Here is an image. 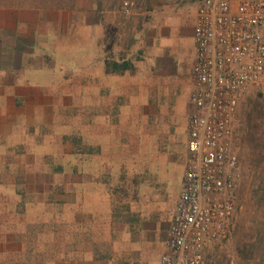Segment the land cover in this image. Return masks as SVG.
Instances as JSON below:
<instances>
[{
	"label": "rangeland",
	"instance_id": "obj_1",
	"mask_svg": "<svg viewBox=\"0 0 264 264\" xmlns=\"http://www.w3.org/2000/svg\"><path fill=\"white\" fill-rule=\"evenodd\" d=\"M100 3L135 13L136 50L130 58L134 65L124 84L130 86L128 96L121 92L119 98L123 105L121 112L107 115L99 107L96 109L95 81L91 79L95 74V56L87 60L89 57L81 46L73 50L71 60L65 61L58 54L53 70L62 74L71 68L82 75L78 86L93 90L89 98L81 95L74 99L78 105L71 108V117L66 116L71 121L66 124L82 127L83 137L93 143L111 134L121 144L115 176L103 178L106 190L97 194L100 236L108 246L117 241L115 248L119 250L122 249L119 242L128 244L143 239L146 233L143 227L159 225L164 237L176 209L188 158V122L193 109L191 70L195 60L192 28L198 5L196 0H102ZM83 5L84 10L92 11L97 3L87 0ZM89 16L94 20V13ZM58 37L63 42V36ZM72 37L73 43L80 41L94 54V33ZM86 69L91 70L92 76L86 74ZM85 77L87 80L83 81ZM112 120L117 121L115 125ZM49 140L58 148L63 144L60 136ZM234 143L244 170L237 211L230 236L207 248L206 264H264V85L250 88L241 97ZM44 147L52 149L47 143ZM51 156L49 162L54 168L56 163ZM97 160L95 154H88L82 161L95 169ZM3 166H0V264H24L31 261L32 250L29 249L25 259L16 257L17 224L27 219L46 223L33 226L37 243L30 246L36 245L38 249L45 240L62 238L64 220H80L84 213L80 210L81 203L85 207L86 198L81 202L80 194L65 193L63 177L53 184L46 181L44 193L26 192V183L36 182L28 163H3ZM93 169L89 175H96L97 170ZM57 184L61 190H54ZM158 249L161 253L164 243L158 244Z\"/></svg>",
	"mask_w": 264,
	"mask_h": 264
},
{
	"label": "crops",
	"instance_id": "obj_2",
	"mask_svg": "<svg viewBox=\"0 0 264 264\" xmlns=\"http://www.w3.org/2000/svg\"><path fill=\"white\" fill-rule=\"evenodd\" d=\"M42 1L45 0H0V166L28 163L36 178L35 184L26 183L29 193H44L47 182L53 184L63 177L65 193L80 194L81 202L85 196V207L81 203L80 210L87 216L82 213L80 220H64L62 238L45 240L38 249L36 245L30 246L37 243L33 226L46 223L27 219L17 224L16 257L27 258L31 248L32 259L24 264H153L155 260V264H160L165 249L160 253L158 244L164 243L165 247L169 230L162 237L159 225L143 227V239L128 244L119 242V250L115 248L117 241L108 246L100 236L97 194L106 190L103 178L115 176L121 144L111 134L93 143L83 137L82 127L66 124L71 121L66 118L71 108L78 105L74 99L81 95L89 98L93 90L78 86L81 73L71 68L62 74L53 70L58 54L65 61L71 60L73 50L81 46L87 60L95 56V74L91 79L95 81L96 109L99 107L107 115L119 114L123 106L119 98L121 92L128 96L130 86L124 84L132 68L115 70L112 63L130 60L135 53V13L100 5L102 0H90L97 3L92 11L84 10L87 0H75L73 7L34 4ZM93 13L94 20L89 16ZM93 33L94 54L80 41L73 43V35L88 37ZM58 36H63V42ZM131 62L134 65L132 59ZM85 72L92 76L91 70ZM86 80L87 77L83 81ZM112 122L115 125L117 121ZM54 136L63 138L59 148L49 140ZM45 143L52 149L45 148ZM88 154L98 158L93 176L88 174L93 168L82 161ZM50 155L56 163L54 168L50 166ZM53 188L62 189L60 184Z\"/></svg>",
	"mask_w": 264,
	"mask_h": 264
},
{
	"label": "built area",
	"instance_id": "obj_3",
	"mask_svg": "<svg viewBox=\"0 0 264 264\" xmlns=\"http://www.w3.org/2000/svg\"><path fill=\"white\" fill-rule=\"evenodd\" d=\"M196 1L188 158L160 264H206L230 236L244 179L235 119L241 97L264 85V0Z\"/></svg>",
	"mask_w": 264,
	"mask_h": 264
},
{
	"label": "trees",
	"instance_id": "obj_4",
	"mask_svg": "<svg viewBox=\"0 0 264 264\" xmlns=\"http://www.w3.org/2000/svg\"><path fill=\"white\" fill-rule=\"evenodd\" d=\"M74 1L75 0H51V1L50 0H45V1H42V2H39V3H34V4L35 5H37V4L38 5H43V6L73 7L74 6V4H73ZM20 4H23V3H20ZM99 4H102V3H100V1H99ZM112 66H113V68L115 70H125V69L132 68L133 67V63L130 60H124L122 62L114 61L112 63ZM257 191H259V190H257ZM263 192H264V188H263Z\"/></svg>",
	"mask_w": 264,
	"mask_h": 264
}]
</instances>
